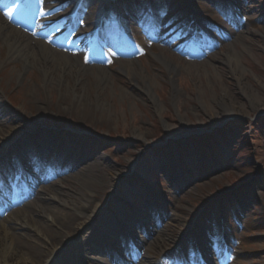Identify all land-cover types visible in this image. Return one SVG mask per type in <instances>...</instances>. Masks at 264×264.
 <instances>
[{
	"label": "rangeland",
	"instance_id": "rangeland-1",
	"mask_svg": "<svg viewBox=\"0 0 264 264\" xmlns=\"http://www.w3.org/2000/svg\"><path fill=\"white\" fill-rule=\"evenodd\" d=\"M247 1L250 9H242ZM224 3L75 0L74 5L69 0L64 8L72 12L75 6L73 15L78 12V18L68 24L78 30L73 51L67 46V37L60 36L56 41L55 29L65 18L58 21L62 23L59 25L46 21L34 27L38 35L29 38V43L41 46L31 39L44 38L56 42L65 51L64 56L84 67L85 82L74 84V90L87 97L86 104L97 114L107 112V120L100 122H85L70 109L75 100L66 92L71 80L68 74L61 77L63 86L53 84L52 88L40 70L14 78L17 75L10 71L18 70L20 63L6 62L10 48L0 39V117L8 116L6 125L12 124L7 131L0 130L8 137L0 138V161L4 159L0 164L16 158L38 173L46 166L64 167L70 158L77 161V167L68 173L74 175L61 185L70 200H78L81 192H86L90 195L88 205L95 203L102 214L113 216L105 225L94 217L83 233L94 229V241L103 239L112 249L108 256L118 264L125 259L121 245L125 252L130 248L138 256V264H200L196 238L204 241L202 258L206 262L264 264V0H236L232 7ZM13 6L10 0H0L3 21ZM185 10L192 24L187 28L182 21H175ZM129 12L138 15L133 13L132 17ZM120 18L125 20L130 37L120 28ZM12 21L28 25L18 16L13 15ZM34 24L31 21L30 28ZM87 31H98L103 38L99 45L84 50L79 33ZM241 31L246 37L239 35ZM229 47L237 50L244 70L232 73L229 65L218 59ZM162 53L181 67L173 74V81L171 71L157 59ZM122 60L135 61L154 78L155 97L161 103L158 109L140 85L141 80L122 70ZM205 61L209 66L192 64ZM99 70L108 74L109 82L103 88L93 82ZM23 84H29L26 100L19 94ZM248 93L254 96L252 102ZM222 95L232 110L221 104ZM207 134L215 137H208V159H204L193 138ZM49 142L53 144L45 156L33 150ZM63 143L67 145L64 156L56 147ZM177 143L182 146L181 153ZM39 160L41 164L34 167L33 161ZM96 162L105 172L100 173L98 168L96 176L103 175L104 180L86 172V167ZM7 166L0 165L2 179ZM80 168L84 170L77 175ZM88 182L99 189L90 194ZM22 184L35 192L36 187L25 178ZM2 198L11 206L9 198ZM49 202L53 205L52 200ZM222 221L233 224L234 234L224 233ZM130 222H137L136 226ZM34 231L31 233L36 236ZM75 237L70 240L72 244L59 246L61 264H77L82 251L77 250L79 239ZM176 244L181 245L180 251L174 250ZM168 251H173L171 256ZM94 255L90 251L87 260L78 264H93Z\"/></svg>",
	"mask_w": 264,
	"mask_h": 264
},
{
	"label": "bare ground",
	"instance_id": "bare-ground-1",
	"mask_svg": "<svg viewBox=\"0 0 264 264\" xmlns=\"http://www.w3.org/2000/svg\"><path fill=\"white\" fill-rule=\"evenodd\" d=\"M250 4V1H247L241 8L249 10ZM187 13L188 10H185L183 11V14H178L175 17V21H190ZM158 15L165 17L161 14ZM182 17L184 19H181ZM242 33L243 31H241L239 35L244 36ZM25 36L29 37L27 34H25ZM25 36L19 30L12 29L7 23H5V21L0 18V39H2L3 42L6 43L10 48L8 54L9 57L6 62L16 61L20 63V68L18 70H16V68H12L10 71L17 75L14 78H23L27 72L34 75L36 73L33 72L34 70H40L46 79V83L52 88L53 84H57V86H63L65 83L61 77H63L65 74H68L71 77V80H69L70 87L66 90V92L70 93L71 96H74L73 99L75 100V103L73 102V105L70 107V109L76 110L78 116L83 118L85 122H100L107 120L106 111L97 114L95 108H93L90 104H86L88 102L87 97L82 95L81 92L74 90V88H76L74 84L79 83V81L81 83L85 82V78L83 76L84 67H82L79 63H73L68 57H65L62 52L53 48H49L43 44H41V46L32 45L27 40H25ZM217 55H214L213 57H216ZM157 59L162 61L166 65V68L171 71L172 80L173 74H176L181 67L170 60V58L164 53L157 56ZM218 59L228 64L232 73H235L239 68L244 70V67L241 65V59L237 53V50L232 47L227 48L222 57H218ZM121 63L122 70L125 73H129V75L132 77H138L141 80L140 85L145 90V92H147L148 97L151 101H153L155 107L158 109L161 106V103L155 97L154 87L156 82L154 78L149 73H144L143 69L139 68L135 61L122 60ZM192 64H195V66H209V61H205L203 63L194 62ZM107 75V71L99 70L95 74L93 82L98 87L103 88V86L109 82L107 81ZM238 75L241 79L242 76L240 74ZM240 79H238L239 83ZM28 87L29 84H23L21 91H19V94L23 96V100H26L25 98ZM123 94L126 97H131L128 96L126 92ZM247 98L251 101L254 99V96L248 93ZM219 99L222 105L226 107L229 106L232 110V106L228 104L227 98L224 95L219 97ZM67 101L69 100L64 99V102ZM106 110H108V108H106ZM8 121V116L4 119L0 117V130L2 132L7 131L12 126L11 123L6 125ZM6 136L7 135L0 134L1 139L8 138ZM138 136H140V134H137V137ZM194 145L198 146L196 143H194ZM1 146H3L2 143H0V148ZM48 146V143H46V149ZM56 147H58L59 151H61V155L66 153L67 149L64 148H67V145L65 143L56 145ZM33 150L40 154H45L44 149L33 148ZM24 156L25 157L23 158L26 160L27 155L24 154ZM2 161H4V159H1L0 162ZM64 164V170L70 168L72 171L77 167V161H74L72 158H70L69 161L64 162ZM0 165L9 166L10 175H13V182L16 183L20 189L22 188V182L17 173H21L22 177L30 179L32 182L31 185L33 186H36L37 182L42 179V177H46V180L50 184L49 187L46 185L44 186V192L36 193H24V190L20 191L18 190V187L12 191H6V189H2L1 187L2 192L13 198L16 202L13 203L14 206L12 207V211H8L7 215L5 212L7 209L6 206H4V203L0 202V206L2 208L0 210V264H61L62 260H60L59 254H61L62 250L59 249V246L64 247L66 245L72 244L70 240H75V236H78L77 238L79 239L77 250L80 249V251H82L80 254L81 256L79 255L77 258V263H84L83 260H87L86 258L88 257L89 251L91 250L88 248V245L95 239L96 236L94 229L86 232V234L83 233L86 223L94 217H97L99 219V224L105 225V223L110 221L113 216L102 214L99 211V206L95 205V203L88 205V201H90V195L85 194L86 192L84 194L81 192L82 197L80 196L78 200H70L68 198L66 195V189H64V185L62 186L61 183L64 184V182L70 178V176L74 175L73 172L70 175L67 174L66 176L62 177L61 173L56 174L55 171L53 178H60V181H53L50 180L52 175L42 176L40 174V176L37 178L30 176V174L28 175L24 171L25 168L23 169L24 165L19 163L16 158H9V160L1 163ZM86 168L88 169L86 172L90 173V175H92L94 178L100 181L104 180L103 175L99 174L96 176L95 173V171L100 168L99 172L104 174V169H102L104 168L103 166H100L96 162L94 165H89ZM82 170H84V168L78 169L77 175L82 173ZM8 177L9 176L5 175L6 180H8ZM115 178H117V176H115ZM60 187H62L64 190L60 189ZM87 189L88 192L92 194L91 191L98 190L99 186L88 182ZM17 200H25V202L22 203V207L17 206ZM45 200L46 204L44 203ZM50 200L53 201V205H51L49 202ZM39 216L40 219L36 218ZM33 228H35L34 232L36 236L31 233ZM154 231L158 232L157 230ZM165 231L166 229L163 230V232ZM141 239L143 240L144 238ZM202 241V239L196 238V242L201 243ZM171 243L175 242L173 241ZM103 245L104 241L101 239L96 243L95 247L102 248ZM198 247L202 249L200 245H198ZM104 253L105 252L103 251L101 255L92 256L94 260L93 262H95L94 264H111L108 261V258L103 256Z\"/></svg>",
	"mask_w": 264,
	"mask_h": 264
},
{
	"label": "snow or ice",
	"instance_id": "snow-or-ice-1",
	"mask_svg": "<svg viewBox=\"0 0 264 264\" xmlns=\"http://www.w3.org/2000/svg\"><path fill=\"white\" fill-rule=\"evenodd\" d=\"M8 13H6V15H7Z\"/></svg>",
	"mask_w": 264,
	"mask_h": 264
}]
</instances>
